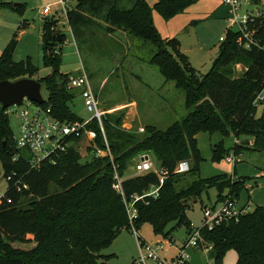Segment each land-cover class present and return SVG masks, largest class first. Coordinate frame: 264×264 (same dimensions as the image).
<instances>
[{"label":"trees","instance_id":"trees-1","mask_svg":"<svg viewBox=\"0 0 264 264\" xmlns=\"http://www.w3.org/2000/svg\"><path fill=\"white\" fill-rule=\"evenodd\" d=\"M74 1L75 5L67 9V21L78 48L91 52L103 38L113 40L119 31L140 40L143 46H151L153 53L147 62L183 91L187 111L165 128L147 124L142 133L122 126L123 113L105 112L102 124L112 160L90 155L83 161L77 149L69 146L51 154L38 168H31V155L26 149L16 148L9 118L0 106V164L4 175L14 173L0 196V264H103L102 260L112 257L102 251L122 229H129L121 198L112 188L114 169L124 176L130 160L140 153H149L167 170V176L156 198L147 197L137 203L135 226L148 222L154 233L165 237L179 226H185L187 232L191 229L187 211L209 187L216 188L218 202L225 197L236 200L243 189L249 191L257 184L246 185L249 179L225 175L201 177L203 158L196 135L218 132L224 136L232 131L235 136H247L229 148L235 156L245 151L264 152V106L261 114L255 116L252 105L264 85V49L255 45L242 48L236 42L237 32L226 31L212 67L199 74L180 51L178 41L159 34L146 0ZM196 1L156 0L155 8L169 18ZM0 7L22 10L21 5L5 1H0ZM42 21L43 66L51 71L37 79L46 97L42 104H36L50 106L52 115L59 120H82L70 107L77 92L67 87L68 76L60 71L58 44L62 35L57 21L53 17ZM58 34L59 40L54 42L53 37ZM259 39L262 44L264 33ZM16 44L17 39L13 38L0 55V80L34 78L39 70L29 58L13 61ZM240 59L246 68L241 76L232 77L230 65ZM87 127L95 133L88 152L94 146L105 149L97 122L93 120ZM68 140L76 143L80 138ZM210 150L211 160L222 158L223 141L213 144ZM16 154L18 158L13 160ZM181 160L190 161V170L174 173ZM260 171H264V166ZM187 173L194 178L186 180L183 175ZM157 181L154 173H146L125 178L122 187L126 195L141 194ZM200 234L202 245L211 246L207 254L213 264H220L230 249L237 252L236 264H264L262 206L210 229L201 226Z\"/></svg>","mask_w":264,"mask_h":264},{"label":"rangeland","instance_id":"rangeland-1","mask_svg":"<svg viewBox=\"0 0 264 264\" xmlns=\"http://www.w3.org/2000/svg\"><path fill=\"white\" fill-rule=\"evenodd\" d=\"M146 1L152 8L153 21L159 34L163 38H175L179 43L180 51L187 57L191 66L199 74L207 73L221 45L219 37L225 35L227 31L228 7L220 0H197L183 11L164 18L155 8L156 0ZM13 3L21 4L22 10L0 7V55L8 43L16 38L17 44L12 59L20 62L29 58L39 69L34 79L45 76L51 71L50 68L43 66L41 41L43 21H40L42 8L51 5V15H54L57 21L56 27L62 35V41L58 44L60 71L69 77L76 75L80 66L84 67L89 76L90 85L99 100L100 109L113 110L112 114L123 113L122 126L127 130H135L137 133H142L139 128L147 124L165 128L169 123L179 120L186 114L183 91L176 88L173 81H166L157 67L147 62L153 53L151 46H143L140 40L134 37L129 38L119 31L115 33L113 40L103 38L101 43H97L100 46L94 47L89 52L87 49L78 48L65 16L58 14L60 5L57 0H15L12 1ZM73 4L74 0H66L67 8L73 7ZM21 20H24L26 25H21ZM101 46L106 48L101 50ZM245 68V62L241 59L237 60L230 65V74L232 77H239ZM41 93L45 98L46 91L43 88ZM70 107L82 118H88L91 115V112L84 108L78 92L70 103ZM262 109L263 105H258L255 116H259ZM9 124L15 131L16 121L13 116L9 117ZM236 138L241 143V140L247 139V136L243 134L235 136L232 131L224 136L218 132L199 133L197 145L203 158L199 175L201 177L225 175L249 179L246 185L250 182L257 184H254L249 191L243 189L240 192L236 199L237 205L245 206L249 202L250 210H253L255 206L264 207V171H261L263 176H259L260 169L264 166V152L254 155L245 151L240 154L241 161L233 167L232 163L226 161V157L232 153L229 148ZM221 140L225 152L222 158L213 161L210 147ZM88 144L87 137L74 144L83 161L90 158ZM10 152L13 156L12 147ZM137 161L138 156L130 160L125 175L129 176L135 172L134 166ZM0 170L3 172L1 164ZM183 177L186 180L194 178L188 173ZM6 188V178L0 177V191L4 189L2 194ZM216 199V188L209 187L201 195L200 200L196 199L191 203V208L187 211L188 220L195 226H200L203 220L202 206L215 204ZM137 232L150 244L172 238L173 244L162 255L166 259L177 254V247L183 245L187 233L185 226H179L165 237L163 234L154 233L148 222L142 223L137 228ZM137 251L138 244L131 230L122 229L112 244L102 251L103 254L113 256L102 261L103 264H130L131 256ZM188 253L189 264H213L205 250L189 249ZM237 258V252L230 249L222 256L220 264H236Z\"/></svg>","mask_w":264,"mask_h":264},{"label":"built area","instance_id":"built-area-1","mask_svg":"<svg viewBox=\"0 0 264 264\" xmlns=\"http://www.w3.org/2000/svg\"><path fill=\"white\" fill-rule=\"evenodd\" d=\"M0 1L12 2L15 0ZM220 2L228 7L226 17L227 31L237 32L236 42L245 49L253 45L264 49V42L261 44L259 39L260 34L264 33V0H220ZM57 3L60 5L58 14H63L67 20L68 8L66 7V0H57ZM40 15L42 16L41 20L50 18V16L54 18V15H51V5L45 6L41 10ZM225 37L226 34L220 36L219 42L224 41ZM67 87L79 93L84 108L91 112L88 118H82V120L78 121L59 120L52 115L50 106L42 107L26 98L22 100L21 104L4 109V113L8 118L10 116L15 118L16 130L13 133L16 148L29 151L31 168H38L41 162L51 154L65 151L69 146L74 147L75 143H71L68 137L81 138L85 136L89 140L88 146L93 145L95 133L87 127L93 120L98 124L106 148L101 149L94 146L90 151V155L95 157L108 156L112 160L102 124V117L106 111L99 108V100L90 85L89 77L84 67L80 66L76 75L68 77ZM252 105L255 108L258 105L264 106V85L253 99ZM139 131L143 132V127H140ZM17 158L16 154L13 160ZM226 160L236 163L240 161V158L231 153L227 155ZM190 167L189 161L181 160L176 164L173 172L186 173L190 170ZM134 171L128 177L154 173L158 181L150 184L141 194L126 195L122 182L128 177H125V175L119 176L114 169L112 188L121 198L127 215L129 230H131V234L138 244V253L132 259L131 264H189V249H202L206 252L211 249L210 245H202L201 243V226H207L210 229L215 224L237 219L241 214L250 211L248 204L238 206L236 200L230 197H225L215 204L202 206V224L195 226L191 223V229L187 232L183 245L177 248V254L170 259H166L160 255V251L163 249L167 250L173 244V239L158 240L155 244H150L141 238L137 232L135 222L138 218L137 203L144 201L147 197L156 198L158 196L159 190L167 176V170L160 166L149 153L144 152L138 155ZM13 175L14 173L4 175V171L0 170V177H5L7 181Z\"/></svg>","mask_w":264,"mask_h":264},{"label":"water","instance_id":"water-1","mask_svg":"<svg viewBox=\"0 0 264 264\" xmlns=\"http://www.w3.org/2000/svg\"><path fill=\"white\" fill-rule=\"evenodd\" d=\"M59 37V34L54 36L53 41L57 42ZM41 90L40 81L34 78L21 77L14 80H0V106L5 109L9 106L19 105L24 98L42 104L44 97Z\"/></svg>","mask_w":264,"mask_h":264},{"label":"crops","instance_id":"crops-1","mask_svg":"<svg viewBox=\"0 0 264 264\" xmlns=\"http://www.w3.org/2000/svg\"><path fill=\"white\" fill-rule=\"evenodd\" d=\"M15 5H21V4H19V3H15ZM75 5V1H74V4H73V6ZM44 8V7H43ZM42 8V9H43ZM41 12V11H40ZM51 17V16H50ZM41 18H42V16H41ZM41 18H40V21H41ZM20 24L21 25H26V23H25V21L24 20H21L20 21ZM89 77V76H88ZM104 110L106 111V112H110L111 113V111L113 112V110H108V108H104ZM201 133H203V132H201ZM199 134V133H198ZM197 134V135H198ZM197 135H196V139H197ZM82 138H86L85 136H82L81 138H80V140L82 139ZM237 139V138H236ZM236 139H234V142H233V144L231 145V146H233L235 143H239V141L240 140H238L237 139V141H236ZM79 140V141H80ZM242 141V140H241ZM197 144H198V139H197ZM89 145V144H88ZM231 146H230V148H231ZM74 147H75V145H74ZM211 148V147H210ZM211 153V152H210ZM245 153H252V154H254L255 155V153L256 152H251V151H246ZM88 154H90L89 152H88ZM242 157V155H238L237 157ZM227 161V160H226ZM240 161H241V158H240ZM227 162H229V161H227ZM239 162V161H238ZM229 163H231V162H229ZM237 163V162H236ZM236 163H232L233 165V167L236 165ZM130 176V175H129ZM259 176H263L262 174H261V171H260V173H259ZM125 177H128L127 175H125ZM203 178H205V177H203ZM4 189H2L1 191H0V196H1V194H2V191H3ZM249 202H247V204H248ZM187 234V233H186ZM142 238V237H141ZM144 240V239H143ZM155 244V243H154ZM177 248H179V247H177ZM162 252H160V255L162 256L163 254H164V252L166 251V249H163V250H161ZM137 253H138V251L135 253V254H133L132 256H131V260H130V264H131V261H132V259L134 258V256H136L137 255ZM164 257V256H163ZM173 257V256H172ZM208 264H210V263H208Z\"/></svg>","mask_w":264,"mask_h":264}]
</instances>
